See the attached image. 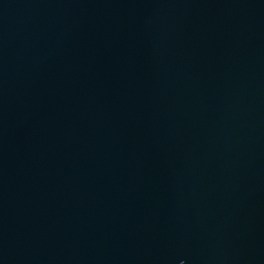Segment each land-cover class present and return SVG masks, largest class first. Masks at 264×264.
<instances>
[{
    "label": "water",
    "instance_id": "obj_1",
    "mask_svg": "<svg viewBox=\"0 0 264 264\" xmlns=\"http://www.w3.org/2000/svg\"><path fill=\"white\" fill-rule=\"evenodd\" d=\"M0 264H264V0H0Z\"/></svg>",
    "mask_w": 264,
    "mask_h": 264
}]
</instances>
